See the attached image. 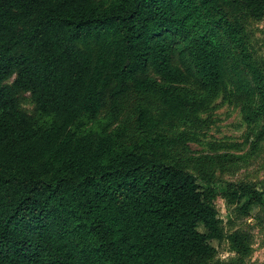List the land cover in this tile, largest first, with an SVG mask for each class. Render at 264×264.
Listing matches in <instances>:
<instances>
[{
  "label": "trees",
  "instance_id": "trees-1",
  "mask_svg": "<svg viewBox=\"0 0 264 264\" xmlns=\"http://www.w3.org/2000/svg\"><path fill=\"white\" fill-rule=\"evenodd\" d=\"M263 19L264 0H0V264H226L214 241L245 261L253 227L215 201L264 228V188L165 128L228 84L264 119Z\"/></svg>",
  "mask_w": 264,
  "mask_h": 264
},
{
  "label": "rangeland",
  "instance_id": "rangeland-1",
  "mask_svg": "<svg viewBox=\"0 0 264 264\" xmlns=\"http://www.w3.org/2000/svg\"><path fill=\"white\" fill-rule=\"evenodd\" d=\"M246 31L250 50L264 71V19L250 20ZM188 85L199 97L209 100L210 103V99L206 98L210 96V93L201 89L195 79H192ZM133 103L134 101L131 102L122 118L129 121L133 119ZM22 106L30 113L34 110V103L29 93H23ZM242 107V101L228 84L212 99L206 109L204 107L196 114H188L184 119L177 121L175 126L165 130L169 131V134L183 135L187 138L184 146L180 147L186 159L201 155L228 154L225 159L216 160L213 166L220 180L256 183L263 189L264 119L248 122L244 119ZM215 204L227 231L251 225L254 233L253 251L245 261L239 263L236 260V255L230 250L227 241L213 242L219 251L216 259L226 264H264V228L256 225L251 217L237 219L233 207L227 204L222 195H218ZM255 212L256 209L252 211V213ZM230 219H233L234 224H230Z\"/></svg>",
  "mask_w": 264,
  "mask_h": 264
}]
</instances>
